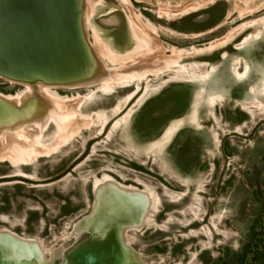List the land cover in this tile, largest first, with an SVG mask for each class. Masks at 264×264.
Segmentation results:
<instances>
[{"label":"rangeland","instance_id":"obj_1","mask_svg":"<svg viewBox=\"0 0 264 264\" xmlns=\"http://www.w3.org/2000/svg\"><path fill=\"white\" fill-rule=\"evenodd\" d=\"M195 6L205 7L189 13ZM261 6L264 0H81V27L88 43L104 40L122 52L138 45L136 33L150 34L154 36H149L152 55H141L140 63H160L175 56L179 57H174L178 65L143 78L130 99L127 97L135 84L105 92L99 84L70 87L36 76L32 78L36 85L30 87L34 93L30 92L21 107L10 105L7 111L0 106L1 128L7 126L3 123L11 113L22 111L19 115L29 116L36 102H26L32 99L38 104L39 100L47 102L48 108L39 113L43 116L58 111V117H76L74 124L66 123L67 131L76 129L71 138L49 154L28 164L0 158V228L34 239L42 249L56 250L50 264H61L87 235L82 233L75 240L72 231L75 222L92 208V182L108 175L154 196L147 225L128 231L130 249L146 263L264 264V15L238 19ZM109 18L110 23L106 20ZM219 22L216 29L204 32ZM246 24L251 26L247 28ZM92 26L99 32V39ZM117 29L119 39L111 35ZM242 32L238 49L243 47L228 54L249 62L241 57L242 63L246 61L244 72L236 68L238 57L233 66L238 73L247 74L250 65L248 80H238L246 74L238 78L234 72L237 79L230 72L235 55L230 60L224 58L210 74L204 72L207 66L194 65L200 55L215 51L208 49L210 44L202 48L208 41L225 36L233 39ZM244 37L249 39L243 42ZM104 48L100 45L98 51L106 54ZM190 48L202 50L179 55L178 50ZM179 65L186 66L185 72L176 73ZM208 78L211 80L200 103L201 127L184 123L165 148L167 138L152 141L171 118L189 113L195 92L200 88V97ZM41 85L65 97L64 105L60 99L54 102L44 98L39 91ZM27 89L23 82L0 76V97ZM208 95L225 99L210 107ZM176 96L185 104L175 111L172 100ZM183 119L189 122L187 116ZM43 122L40 119L37 124ZM41 125L45 126L39 135L42 143L49 147L60 141L51 120ZM11 132L0 129V137L4 135L0 152Z\"/></svg>","mask_w":264,"mask_h":264},{"label":"bare ground","instance_id":"obj_2","mask_svg":"<svg viewBox=\"0 0 264 264\" xmlns=\"http://www.w3.org/2000/svg\"><path fill=\"white\" fill-rule=\"evenodd\" d=\"M193 8L194 10L191 8L192 11H196L199 9L198 6L197 7L195 6ZM106 20H108L109 22L111 19L109 18ZM249 24H246L247 28L251 26ZM145 28L147 32V27ZM92 30L95 33V35H97V39H99L98 37L100 35L97 29L94 26H92ZM147 33H151V31L149 30ZM149 36L148 34L143 36L136 33V39L138 41V45L133 49H129L127 51H122V52L108 45L104 40L101 39V37L100 39L104 44H102V42H96L97 40L95 41V44L97 45L98 43L99 46H96L92 42L88 43L87 41V51L85 54H87L88 52L87 56L89 58L93 57L95 60V62L94 60L91 61L93 63V69L91 73L92 75H94V77L92 79L89 78L78 81L71 80L67 82L53 79L52 83H57V84L60 83L67 86L70 85V87L72 85L91 86L94 84H99L100 85L99 89L105 92H114V89L116 88L130 87L133 84H135V86H133L135 90L128 94L127 99H130L132 98V96L136 94L137 90L139 89L138 82H140L143 78H145L148 75H157L161 71L167 70V68H169L170 66L172 68V66H176L175 64H177L178 61V60H174L175 57L174 56L173 59H168L169 61L163 60V62L159 61L160 63L155 62V60H149V61L147 60L140 63V57H142L141 55H144L146 52L150 53L149 51L151 50V48L149 42L152 41V38H150L152 35L150 37ZM254 36H257V34ZM225 37L226 38L222 37L221 39H216L215 41H212L208 46V49L211 50L217 49L218 46L220 47L219 44H222L221 46H223L225 40L227 39L230 40V36L228 37L225 36ZM248 39L249 38L246 37L243 42H245ZM100 45L101 46L103 45V48L104 47L106 48V49L104 48V50H106V54L101 53L102 51L100 52L98 51V47L100 48ZM153 48L154 47H152V49ZM201 50L202 49L190 48L187 51L183 49L178 51H179V55H181L180 52H182L183 55L188 56L189 54H193L191 53L193 51L200 52ZM150 54L152 55V53ZM153 54H155V52ZM107 63L112 64L111 65L112 67H108L109 64ZM178 67H177L178 69H176V73L185 72L186 66L183 67L179 65ZM234 72L236 73L238 78L244 77V75L246 74V72L244 74H240L235 69ZM0 76L8 79L9 81L20 82V83L23 82L26 84L28 88L27 91L25 90L21 94L17 93L16 95H7L5 96V98L1 97L4 100H0V106L3 107L5 110L10 111V108H8L10 107V105L12 107L13 106L21 107L23 101L25 102L26 97L28 95L31 96L30 92L34 93V89H31L30 87L36 85V79L35 80L18 79V78H13L12 76H5L2 74H0ZM192 77L194 78L196 77V75ZM39 80L40 79H38V81ZM40 87H39L40 94L44 98L53 101L55 100L54 102H56L57 99H60L61 101L65 99V97H61L57 93L52 92L47 86L41 85ZM30 96H28V98ZM39 98H41V96ZM9 100L14 101V104L16 103V105L12 104ZM42 101L39 100L42 106H40V104H38V102L35 101L34 99H32L31 102H26V104L29 103L30 105L31 104L34 105V103L36 102V104L32 106L33 112L29 116H26L25 114H29L30 112L23 113L25 116L19 115L22 114L21 113L22 111H20V113L18 112V115L14 113L11 114L8 113L9 115L6 117L7 120H5L3 123L7 126L3 127L2 125V128L0 126V129H8V131L11 130L12 136H9L10 139L6 140V145L4 147L1 146L2 149L6 150V152H3L4 150L3 151L1 150L0 158L3 159L7 157L8 158L7 160H10L14 164L18 162H20L21 164H28L34 161L36 158L47 155L51 151H54L55 149H57L58 145H60L62 142H66L67 140H69V138H71L72 133L75 132L76 129H74V127L73 128L70 127V130L68 129L67 131V128L69 127L68 125L69 123L70 124L75 123L74 122V120H76L75 115L74 117L70 116L69 114H68L69 116L64 115L62 117H58L57 115H60V112L58 113L57 111L58 109H56L57 106L55 105L56 108L54 109V111L55 112L57 111L56 114H52V115L47 114L46 116L44 114L43 116L42 114L39 113L45 112L46 108H48V105L46 101L45 103L44 101L43 102ZM63 102L64 101H62L61 105H64ZM52 103L53 102H51V104ZM78 104L76 105L78 106ZM48 111L50 110L48 109ZM40 119L44 120V122L41 124H47L51 120V122L56 125L55 136L60 137L59 142H55L56 144L54 143L49 147L46 145L47 143H42V140H40L39 135H41L40 133L43 131L45 126L44 125L42 126L41 124L40 125L37 124L40 121ZM1 124L2 123L0 122V125ZM168 130L170 131V128ZM168 135L169 132L164 136V138H168ZM2 138L0 137V139ZM55 139L57 138L55 137ZM58 139L56 141H58ZM2 143L5 142L3 141ZM92 184L94 186V191L96 193V203H97L96 209L92 213L89 212L83 215L81 218L78 219V221L75 222L72 231L73 238L76 240L82 233H86L85 232L86 230H90V226L91 227L93 226L92 221L94 219V223L96 224L93 227V230L99 232L100 234H103L104 236L106 235L104 237V240H106V245L107 244L110 245L112 243V240L116 242L117 239L115 231L113 232L110 226L116 225L118 228V236H119V241L118 240L117 241L118 243L120 242L125 247V249L128 251V254L124 256L120 250L121 249L120 243L119 245L117 244V250H116L117 258L115 259L114 257L115 260L113 261V264H148V262L146 263L143 260V257H140L138 253H135L130 249L131 245H129L130 241H128V231L139 230L147 225L148 220L154 210L155 199L153 194L148 190H143L134 185L122 184L121 182H118L113 178L108 177V175L103 176L100 179H95V181L92 182ZM119 195L122 196L120 197ZM89 223H91L92 225L91 224L89 225ZM105 225L106 227L103 228ZM60 249L62 251L64 250V247L61 246ZM0 252L2 253V257H3L2 259H0V264H6L5 260L10 262L11 264H50L53 259V256L55 255L56 250L54 249L45 250L44 248L42 249L40 248V245L36 242V240L24 238L7 229L0 228Z\"/></svg>","mask_w":264,"mask_h":264},{"label":"water","instance_id":"obj_3","mask_svg":"<svg viewBox=\"0 0 264 264\" xmlns=\"http://www.w3.org/2000/svg\"><path fill=\"white\" fill-rule=\"evenodd\" d=\"M80 6L81 0H0V74L27 80L36 76L60 81L92 79L94 58L89 60L85 54ZM92 197L90 213L97 204L93 184ZM92 222L87 235L61 264H113L120 243L118 228L110 226L117 239L106 245V235L93 230L96 223ZM120 245L126 256L128 251Z\"/></svg>","mask_w":264,"mask_h":264},{"label":"flooded vegetation","instance_id":"obj_4","mask_svg":"<svg viewBox=\"0 0 264 264\" xmlns=\"http://www.w3.org/2000/svg\"><path fill=\"white\" fill-rule=\"evenodd\" d=\"M205 6H207V5H205ZM204 6V7H205ZM204 7H201L200 9H202V8H204ZM200 9H198V10H200ZM258 9V8H257ZM198 10H196V11H198ZM264 10V6H261V7H259V10L257 11V12H253V13H250V14H245V15H243L242 17H238V19H242V18H245V17H247L248 15L249 16H253L254 18H256L257 16L259 17V16H262V15H264L263 14V11ZM190 12H195V11H189V13ZM229 12V11H228ZM234 11H231L230 12V14L231 13H233ZM228 15L229 14H227V17H228ZM254 18H251V19H254ZM248 20H250V19H248ZM242 21H247V20H242ZM241 21V22H242ZM240 23V22H239ZM248 23V22H247ZM221 24V22H219L218 24H216L215 26H213V27H211V28H209V29H207L206 31H204V32H211V31H213L214 29H216L219 25ZM99 33V32H98ZM119 30L117 29L116 31H113L112 33H111V35L113 36V37H115L116 39H119ZM244 33H245V31H244ZM243 32L241 33V34H239V35H237L235 38H233V39H230V40H225V42L223 43V46H221L222 44H219L220 45V47L218 46V48L217 49H213V50H215V51H212L211 53H206V54H204V55H200L199 57H200V59L197 61V62H195L194 63V65L195 64H199V65H203V66H207V70L206 71H204V72H208L209 74H210V72H212V71H214L217 67L219 68V66L221 65V63L224 61V60H226L227 58L230 60L231 59V56L232 55H235V54H228V52L229 51H238L239 49H241V48H239L238 49V47H240L241 46V43H239V41L241 40V38H242V35L244 34ZM206 34V33H205ZM216 39H221V38H216ZM216 39H214V40H211V41H208L207 42V44H205V46L204 47H202V48H206L212 41H215ZM244 39H245V37H244ZM244 39H243V41H244ZM259 39V38H258ZM256 40V39H255ZM252 41V40H251ZM250 42V41H249ZM240 45V46H239ZM244 45V44H243ZM228 48H230L229 50H228ZM115 49V48H114ZM228 55V56H227ZM225 56V57H224ZM227 57V58H226ZM230 57V58H229ZM236 57H238L239 58V61H238V63H237V66H236V68L239 70V72H244V64H245V62L247 61L244 57H242V56H237V55H235L234 57H233V62H232V65H231V69H230V72L233 74V76L234 77H236V75H235V73H234V69H233V66H234V64H236V62H235V58ZM241 57L244 59V60H246V61H243V63H242V59H241ZM224 58H226V59H224ZM204 62H206V63H204ZM248 62V61H247ZM230 63V62H229ZM212 64V65H211ZM248 64H249V62H248ZM191 65H193V64H191ZM243 66V67H242ZM250 65H248V71H247V74H246V77L244 78V79H238L237 77V79L238 80H244V81H246V80H248V77H249V72H251L250 71ZM217 68V69H218ZM209 69H210V71H209ZM229 69V68H228ZM204 72H201V73H204ZM229 72V73H230ZM209 80H211V79H207V81H206V84H205V86H203V88H201V89H203L202 90V93H201V95H200V97H198V91H199V89H198V91H196L195 92V96H194V100L191 102V104H189V107L191 108L190 109V111H189V113L188 114H184V113H182V114H178V115H176V117H174V118H171V120H169V122L163 127V129L159 132V134L155 137V138H153L152 139V141H154V140H156V139H162L166 134H168V132H169V137L165 140L164 139V146L162 147V148H165V147H167L168 145H170L172 142H173V140H174V138H175V136H176V134H177V132L180 130V128H182V126H183V124L184 123H188V124H191V125H195L196 127H201L199 124V122H200V112H199V110H200V103H201V101H203V99L205 98V93H206V89H207V87H208V81ZM244 81H241V82H244ZM190 82H194V81H190ZM249 84H247L246 85V90H248L247 89V86H248ZM253 85H251L250 87H249V89L252 87ZM204 91H205V93H204ZM248 93V92H247ZM204 96V97H203ZM209 96V95H208ZM208 96H207V98H206V102H207V104L210 106V107H214L216 104H217V101L218 100H224L225 99V97L223 96V99H222V96L221 95H219V96H217V95H214V96H209V98H208ZM219 98V99H217L216 100V98ZM234 97V96H233ZM215 100H216V103H215ZM173 109H175V111L177 110V108H178V106H179V108H181L184 104H185V102H182V99H181V97L180 96H176L173 100ZM231 101H233V98L231 99ZM235 102L237 103V104H239V102L237 101V100H235ZM215 104V105H214ZM196 110V111H195ZM187 116V118H188V120H189V122L188 121H186V119H185V121H184V119L183 118H186V116ZM199 120V121H198ZM184 121V122H183ZM195 123V124H194ZM197 124V125H196ZM170 125H171V127H170ZM170 128V131L168 130ZM177 128V129H176ZM167 129V130H166ZM174 129V130H173ZM167 133H166V132ZM218 138V137H217ZM215 139V138H214ZM218 140H219V138H218ZM151 141V142H152ZM220 145V140H219V143H218V146ZM217 146V145H216Z\"/></svg>","mask_w":264,"mask_h":264}]
</instances>
